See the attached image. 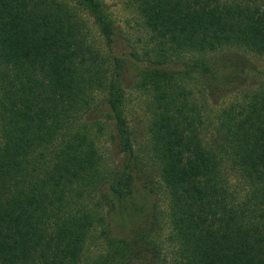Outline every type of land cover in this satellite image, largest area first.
<instances>
[{"label": "trees", "instance_id": "obj_1", "mask_svg": "<svg viewBox=\"0 0 264 264\" xmlns=\"http://www.w3.org/2000/svg\"><path fill=\"white\" fill-rule=\"evenodd\" d=\"M75 2L0 0V264H264V93L205 123L175 69L197 55L216 79L209 53L264 57V0H130L155 44L141 56L118 52L100 0ZM75 7L105 53L88 46ZM129 56L144 61L139 79L152 91L164 253L156 206L128 202L143 169L123 113ZM90 114L113 122L110 168L82 123ZM125 218L127 235L117 233Z\"/></svg>", "mask_w": 264, "mask_h": 264}, {"label": "rangeland", "instance_id": "obj_2", "mask_svg": "<svg viewBox=\"0 0 264 264\" xmlns=\"http://www.w3.org/2000/svg\"><path fill=\"white\" fill-rule=\"evenodd\" d=\"M69 7L76 5L75 0H60ZM103 9L111 20L116 32V45L119 53L127 55L134 49L140 56L144 51L152 53L155 44L149 38V33L143 28L141 19L131 6L130 0H100ZM76 8V7H75ZM75 17L82 28V35L89 47L105 53V46L97 32L96 26L89 14L76 8ZM154 52V51H153ZM123 55V56H124ZM198 56H186L176 64L179 74V85L188 93L189 99L196 105L203 121L206 123L221 110L230 107L246 105L255 95L264 93V57L253 55L241 49H221L209 53V61H215L218 67V77L212 79L213 69L210 64H201ZM141 63L127 57V62L121 69V83L125 93L123 113L133 139V149L142 159V173L134 183L133 195L129 203L134 206L143 205L145 211L155 205L157 228L155 241L162 252L170 251L165 239L169 232L166 214L167 200L161 193L156 167L149 160V124L154 105L152 91L139 79ZM224 66V67H222ZM212 74V75H211ZM223 76V78H222ZM99 96L94 98V102ZM88 118V119H87ZM88 135L94 140L98 152L106 168L118 159L115 142L113 140V122L104 115H88L82 121ZM146 195L144 197L143 195ZM142 199V200H141ZM149 215L153 212L151 209ZM148 215V216H149ZM153 221L148 217L147 226ZM118 224L120 220L117 221ZM128 218L124 219L121 229L117 233L127 235ZM102 241L89 243L87 259L94 258L101 250ZM164 250V251H163Z\"/></svg>", "mask_w": 264, "mask_h": 264}]
</instances>
